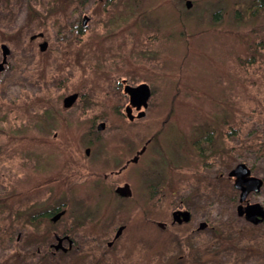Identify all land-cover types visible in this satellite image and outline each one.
<instances>
[{
    "label": "rangeland",
    "instance_id": "rangeland-1",
    "mask_svg": "<svg viewBox=\"0 0 264 264\" xmlns=\"http://www.w3.org/2000/svg\"><path fill=\"white\" fill-rule=\"evenodd\" d=\"M116 1L115 17L119 18L121 10L128 17L131 14L121 28L133 23V56L142 61L136 66L146 70L145 77L156 89L157 105L139 121L121 122L118 130L107 125L110 115L111 124L117 121L106 105L79 115L84 119L81 124L69 122L60 128L54 122L53 130L75 142L90 131L89 120L100 114L106 126L99 135L104 137V156L109 161L122 150L118 138L122 135L132 141V152L139 151L148 139L151 142L137 163L129 164L120 176L104 179L112 166L80 161L81 147L76 154L81 168L76 171V167L64 166L67 156L48 146L46 105L39 90L31 80L15 75L6 79L0 90V206L10 207L40 193V203L46 200L50 206L66 200L67 207L56 224L49 220L40 224L43 219L39 217L11 221L0 215V264H183L176 262L182 250L173 235L159 238L157 244V227L150 233L146 228L137 229L141 213L136 214L134 206L141 205L146 196L153 200L148 206L149 219L163 222L169 220L178 199L190 201L196 220L207 201L214 202L209 215L219 229L209 237L190 240L193 264H264V222L250 226L256 224L238 218L239 194L231 183L213 179L218 173L226 177L230 169L244 163L264 182V13L247 14L249 0H189V8L183 0H139L127 12L123 4L129 0ZM236 6L243 10L242 16L232 15ZM50 14L48 9L50 46H55ZM92 22L95 25V19ZM57 49L60 56L65 47ZM139 68L134 67L133 72ZM72 114L76 113H66L65 120H73ZM200 125L214 126L217 131L212 154L205 157L192 153L189 146L193 129ZM17 164L22 179L12 190L13 180L19 179ZM59 173L69 181L46 186L33 181L40 174L49 178ZM120 181L128 183L131 193L122 203L114 193ZM263 182L244 206L259 203L264 208ZM23 209L16 208L22 214ZM83 210L90 214L79 231H70L68 243H75L71 252L48 259L49 246L55 248L58 240L59 247L67 246L51 234L64 232L72 223L78 226L75 222ZM124 224L128 229L109 247L107 241Z\"/></svg>",
    "mask_w": 264,
    "mask_h": 264
},
{
    "label": "flooded vegetation",
    "instance_id": "flooded-vegetation-1",
    "mask_svg": "<svg viewBox=\"0 0 264 264\" xmlns=\"http://www.w3.org/2000/svg\"><path fill=\"white\" fill-rule=\"evenodd\" d=\"M138 1L129 0V2L124 3L125 12H127L128 7L131 11L133 8L132 2L137 3ZM183 1H185V7L189 8L190 1ZM117 3L116 0H60L59 4L58 0H0V90L4 86L5 80L12 77V75L31 80L35 85V89H38L43 97L40 100L46 105V110L44 111L46 112V121L48 123V146L53 145L59 152L64 153L67 159L62 164L64 166L70 165L72 168L76 167V171L81 168L76 162L77 149L78 147L83 148L81 158H78L80 161L87 160L86 162H93V164L104 167L112 166L108 169L107 174H103L104 179L108 175L120 176L128 168L129 164H136L151 139H148L139 151L132 152L133 145L129 137L126 135L118 137L122 150H118L113 157L114 160L109 161L104 156L106 147L104 137L99 135V132L103 131L106 126L105 122L101 121L100 114L94 115L89 120L90 131L86 134H81L82 136L76 138L75 142H71L73 141L72 138L57 136V132L53 130V125L55 122L60 128H64L69 122L81 124L84 119L81 120L79 115L83 117V113L86 110L90 108L100 110L102 105H106L111 114L116 117L115 121H117V124H111L110 119L112 116L110 115L107 119V125H112L113 128L118 130L122 128L121 122L127 125L139 121L145 117L150 107L157 105L154 97V95H157L156 89L150 79L145 77L146 70L136 66V64H141L138 62L142 61L133 56L132 45L134 40L132 39L133 33H131L133 23H130L126 29L121 28L122 23L131 20V14L128 17L121 10L119 18L115 17L117 16L116 13L112 12L117 9L115 7ZM48 4L50 5L49 8ZM48 9L49 13H51L50 16H52L50 27L54 29L55 46H50L49 37H51V34L48 33ZM218 11L220 12L221 10L219 9ZM242 11L239 6H236L232 15L242 16ZM246 13L254 15L256 13H264V10L256 7L254 0H249V7L246 9ZM93 19L96 21L95 25H92ZM135 25L137 26L138 24L135 23ZM136 40H138L137 37ZM58 47H65V49H61L60 56L56 55L60 51L57 49ZM134 67L140 70L135 73L133 72ZM48 77L53 80L51 87L48 86ZM141 85L146 86L148 93L145 102H142L138 97L130 95L132 88ZM72 95L76 96L74 101L69 106H65L64 99ZM102 99L104 103H102ZM68 112L76 113L72 114L73 120H65ZM100 124L103 125L102 129L97 128ZM208 131L212 134L209 139L206 138ZM216 134L215 127L210 125H200L193 129L189 139L192 153L202 157L212 154L213 139H215ZM91 149H93V153H91ZM133 153L135 154L132 155ZM17 166L15 173L19 176V179L15 178L13 180L14 183L11 184L13 185L12 190L18 183L20 184L22 179V175L19 173L20 167L18 164ZM249 170L250 174L245 176V178L255 177L252 170ZM228 173L226 177H223L222 173H218L214 175L213 179L216 183L221 179L231 183L233 189L240 194V190L234 187L236 177L228 176ZM68 179L69 177H65L60 173L49 178L48 174H40L33 181L45 183L46 186L49 182L67 183ZM261 180L263 182V179ZM124 185L129 187L126 181H120L114 188V193L121 203L124 199L131 196V193L128 196H121L116 192L118 187H123ZM252 194L255 193L250 192L246 196V199L241 203L242 206L247 203V197ZM40 198L41 194L39 193L32 199L26 198L16 201L17 203L15 202L10 207L1 205L0 215L5 214L6 216L3 217L6 219L10 218L11 221L21 219V217L22 219L39 217L43 219L40 224H46L48 220L51 224H56L65 212L64 208L67 207V201L59 200L52 202L48 206L46 200L44 203H40ZM152 201L146 196L142 199L141 205L134 206L137 209L136 214L141 213V216H137V218H140L137 223V229L141 228L144 230L146 228V231L150 233V229L154 230L157 227L159 229L158 236L155 238L158 239L157 244H159V238L164 239L167 234L173 235L178 239L182 250L176 256V262L193 264V260L190 259L192 257L190 240L196 236L206 238L209 234H213L219 229L217 222L215 220L212 221L209 215L213 211L212 204L214 202L207 201L202 211H199L201 213L199 220H196V216L189 204L190 201L178 199L175 205L171 207L169 220L163 222L160 219H149L148 206ZM30 203H32L31 207ZM132 203L136 204L137 202ZM225 203L228 206L231 205L229 199H226ZM238 204H240L239 199L237 201ZM19 206H23L26 210L23 213L24 215L19 213V210H16ZM120 207H124V205L122 204ZM30 208L35 209L30 211ZM57 214L59 216L53 220ZM80 214L82 216H79L75 222L78 226L72 223V225L70 224L64 228V232L51 234L52 239H62L61 245L64 246V243H67V246L66 249L63 247L55 249L53 246H49L48 251H46L48 259H52L58 254L67 256L71 252V246L75 243H68V240L72 238L69 233L70 231H79L80 226H83L90 213L87 210H83ZM86 215L87 217H85ZM237 217L245 219L243 215ZM263 222L264 219L260 224L249 225L259 226ZM118 228L119 226L115 229L111 240L107 241L109 247L113 242H118L124 234V230L128 229L127 225L124 224L122 230L116 236ZM50 230L47 229L46 234H50ZM151 244H153L152 241ZM144 250L147 249L145 248ZM204 256L206 255L204 254ZM172 260L170 259V262Z\"/></svg>",
    "mask_w": 264,
    "mask_h": 264
},
{
    "label": "water",
    "instance_id": "water-1",
    "mask_svg": "<svg viewBox=\"0 0 264 264\" xmlns=\"http://www.w3.org/2000/svg\"><path fill=\"white\" fill-rule=\"evenodd\" d=\"M130 95L133 97H138L142 102H145L146 98L148 97V93L146 91V86L141 85L136 88H132V91L130 92ZM75 95L68 96L64 99V105L69 106L75 99ZM98 129H102L103 125L100 124ZM250 170L244 163H238L232 170L229 171L228 176H235L236 180L234 182V187L240 190L239 194V203L236 207L237 214L240 216H244L245 220L248 222H251L253 224L260 223L264 219V208L259 203H253V204H247L245 206H242L241 203L245 200L246 196L250 192L257 193L260 190V187L262 185V180L257 177H248L245 178V176H249ZM116 192H118L121 196H128L130 194L129 188L127 185H124L123 187H118L116 189ZM59 214H57L53 220H55ZM121 231V228L117 230V234ZM115 236V237H116ZM59 244L61 240H58ZM59 244L55 246V249L59 247Z\"/></svg>",
    "mask_w": 264,
    "mask_h": 264
},
{
    "label": "trees",
    "instance_id": "trees-1",
    "mask_svg": "<svg viewBox=\"0 0 264 264\" xmlns=\"http://www.w3.org/2000/svg\"><path fill=\"white\" fill-rule=\"evenodd\" d=\"M254 2L256 3V7L263 9L264 10V0H254ZM246 6V5H245ZM250 16H252V14L250 13ZM254 62V61H253ZM212 136L211 133H209V131L206 134V138L209 139ZM212 139V138H211ZM36 247H38V244L36 243ZM44 245V243H43Z\"/></svg>",
    "mask_w": 264,
    "mask_h": 264
}]
</instances>
